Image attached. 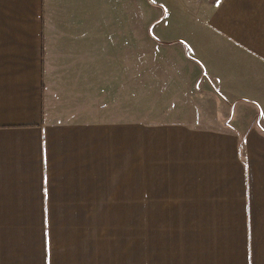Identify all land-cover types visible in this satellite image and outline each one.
Wrapping results in <instances>:
<instances>
[{"label":"crops","instance_id":"crops-1","mask_svg":"<svg viewBox=\"0 0 264 264\" xmlns=\"http://www.w3.org/2000/svg\"><path fill=\"white\" fill-rule=\"evenodd\" d=\"M180 8L142 78L139 6L0 0V264H264V0Z\"/></svg>","mask_w":264,"mask_h":264},{"label":"rangeland","instance_id":"rangeland-1","mask_svg":"<svg viewBox=\"0 0 264 264\" xmlns=\"http://www.w3.org/2000/svg\"><path fill=\"white\" fill-rule=\"evenodd\" d=\"M199 1L200 0H125L124 10L126 14H132L134 12L136 16L138 14L139 6L142 36V78H147L150 75L157 76L156 72L150 74L149 70H157V68L159 67H164V65L166 64H171V56L168 55L173 52H169V54L167 53L168 55H156V51L158 52L160 51V49L166 48L173 49L174 47L171 45L163 47L160 44L158 45V43L155 41L156 39H159L156 38V34L162 35L163 37H166L167 34H171L169 36L171 38H181L180 33L183 29L184 31L182 34H190V32H195L196 26H194L190 20L183 17L185 16V14L182 15L183 10L180 8V6L182 7V5L188 3H190L192 6H197ZM164 4L167 5V8L164 6ZM192 12L194 13L191 14ZM196 12L197 9L194 7V9L189 13L190 18H192V16ZM200 15L202 16V12L200 13ZM167 18L170 19L169 24L164 25V20H166ZM179 59L180 58L174 57V64L178 62L179 65H181V61ZM148 82L149 80L146 81V85H148ZM154 83H156V81L152 82L153 89L155 88L156 92L160 93V87H158ZM144 86L145 85L142 86L143 89ZM148 91L149 90L147 89V92ZM143 102L144 100L142 101V105ZM252 109L254 108L249 104L244 105L242 108H240V106L238 105L237 108L234 109V114L236 116L240 114L243 120L250 119L255 114V112L254 114H252Z\"/></svg>","mask_w":264,"mask_h":264}]
</instances>
